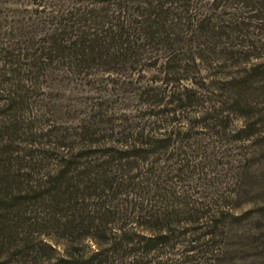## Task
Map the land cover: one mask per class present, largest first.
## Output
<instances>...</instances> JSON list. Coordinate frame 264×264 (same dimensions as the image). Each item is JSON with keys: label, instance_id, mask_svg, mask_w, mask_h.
I'll return each mask as SVG.
<instances>
[{"label": "rangeland", "instance_id": "obj_1", "mask_svg": "<svg viewBox=\"0 0 264 264\" xmlns=\"http://www.w3.org/2000/svg\"><path fill=\"white\" fill-rule=\"evenodd\" d=\"M108 21L130 42L83 64ZM65 169L104 180L54 197ZM3 172L1 195L36 190L0 218L12 264H32L25 241L53 258L122 243L111 264H264V0H0Z\"/></svg>", "mask_w": 264, "mask_h": 264}, {"label": "trees", "instance_id": "obj_2", "mask_svg": "<svg viewBox=\"0 0 264 264\" xmlns=\"http://www.w3.org/2000/svg\"><path fill=\"white\" fill-rule=\"evenodd\" d=\"M204 21L205 20H203V24H204ZM106 24L108 26H110V28H112L113 30H114V27H117L118 29L114 30V32L111 31V35H108V37H109L108 41L106 40L105 36H102V37L98 36V37H94L93 39H84L81 42L80 51L83 54L91 53L92 55L89 58L90 60H84L83 64L90 65L91 63L95 62L94 59L95 60H97V59L101 60V58L109 57V56L103 55V52L106 51V53H108L109 49H113V46H114L113 44H116V39H120L121 36H126L127 42H126L125 46H127L128 43L130 42L129 41L130 37H127L130 35H129V33L128 34L125 33V31H126L125 27L126 26H124L123 23H121V24H119L117 22L109 23V21H108ZM206 27H207V25H206ZM124 43L125 42H123V44ZM54 45H55L54 46L55 48L52 47V49H50L51 51L48 53V56L46 58H44L43 60H41V64H43L44 67L45 66H51L53 64V62H55V60L59 61V59H62V57H60V56L56 57L53 54L56 52L57 49H60V48L63 49L65 46L61 45V42H58V43L55 42ZM97 49H98L97 54H93ZM122 49H124V48H122ZM122 49H121V51H122ZM99 63H101V62H99ZM67 171H68V169L61 170L59 173L56 174L55 178L51 182L53 184H50V185H56V186L55 187L51 186V188L52 187L53 188L50 189V191H48V192L52 193V195L54 197H58L60 194L64 193V191H61V189H60L64 182H67V192L70 194V196L72 195L73 192L71 193L70 191H68V189H70V188L71 189L72 188L77 189L78 188V186L76 187V185H71L72 182H74L75 180L73 179V177L67 176V174H68ZM100 172L105 173L104 170H100ZM97 173H98L97 170H93V171L89 170L88 172L80 173V174H82L83 177H81V175H80L81 178L76 179V181L82 182V184H84L86 187H89L90 184H91V186H97L100 181L104 180L100 177L102 175L100 173L98 175ZM91 174L95 175L97 178H94L93 180L90 179ZM7 176H9V175H7ZM7 176H6V173L3 172V174L1 173L0 179L6 181ZM18 178L20 181V179L23 178V175H19ZM92 182H94L96 184L92 185ZM30 193H36V190L32 189V186L25 187V188H19L18 191H15L12 189V194L10 195V198H8L9 194L7 195V193H3L2 195L0 194V218H2V220H6V221L11 220L9 216H10V213L12 211L11 209L13 207V204L16 205V203H19L20 201L21 202L28 201L29 197L31 196V195H29ZM34 197H37V196L34 195ZM8 202H12L13 204H11V206H9L10 204ZM100 234H101V236L97 235V236H99V238L100 237L102 238L103 236H105V234L102 231ZM97 236H94V237H97ZM121 237H125V236H121ZM156 240H159V239H156ZM8 242L9 243L11 242L10 244H13L14 239H8ZM115 243L116 244H114L110 253H108V251L110 249L107 248V252H106V250H104V251L98 250V251H96V253L93 252L91 255H85V256L83 254H70L69 256H61L58 258H55V257L53 258L51 256L52 252L47 250V248H49V246H47V245L44 246V244L42 245L41 243H36L33 241H25L23 251L30 255L29 257L31 258L30 260L32 261V264H111V258L113 256V254L116 251L120 250V247H119L120 245L123 246L122 243H119V244L117 242H115ZM159 243L160 242L156 241L152 246H148L147 243H145V248L146 249H152L153 246L156 247ZM8 251L9 250H7V248L5 249V251L3 249H0V253H2V255H3V253L4 254L8 253ZM21 253H23V252H21ZM16 254H17V252L15 251V253H10L7 258L5 255L0 256V264H12L13 262H15L13 256H16Z\"/></svg>", "mask_w": 264, "mask_h": 264}]
</instances>
